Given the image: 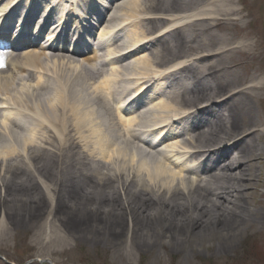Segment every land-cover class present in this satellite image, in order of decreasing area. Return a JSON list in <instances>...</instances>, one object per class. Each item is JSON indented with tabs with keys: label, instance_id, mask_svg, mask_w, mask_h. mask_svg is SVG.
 Listing matches in <instances>:
<instances>
[{
	"label": "bare ground",
	"instance_id": "6f19581e",
	"mask_svg": "<svg viewBox=\"0 0 264 264\" xmlns=\"http://www.w3.org/2000/svg\"><path fill=\"white\" fill-rule=\"evenodd\" d=\"M140 1L128 0L120 11L119 31L133 29L128 42H120L115 28H103L101 39L111 42L115 34L118 46L113 50L107 45L108 67L99 81L84 62L78 65L65 56L58 59L29 50L0 73V91L17 89L13 99L19 107L27 108V98L49 104L41 124L19 129L22 125L9 101H0V199L4 197L0 237L15 226L36 224L33 220L41 211L44 193L57 234H50L42 257L68 249L64 245L72 232L75 239L103 242L110 249L127 238L122 259L130 260L140 251L153 253L156 248L165 252L166 247L188 259L196 252L193 246L204 240H217L216 250L224 252L250 229V223L261 220L260 212L249 205V190L258 186L264 162V145L257 140H264V124L254 119L252 108L264 101V64L260 63L264 40L262 32L249 29L248 21L254 12L247 11V6L239 9L234 0H143L141 15L137 12ZM229 27H235L232 37L227 34ZM148 47L154 49L150 55ZM128 55L131 62L125 59ZM51 64L52 72L66 81L77 74L63 118L58 117L62 109L56 88L47 90L43 74L31 75L50 70ZM120 68L133 73L122 76ZM8 73L20 77L17 85L21 87L5 77ZM137 75L136 81L123 79ZM151 81H157L154 92L164 82L170 93L138 117L132 112L134 103L127 102V91L132 89L128 86L139 84L138 100L154 96L139 90ZM106 92L118 99L114 115L103 106L110 98ZM75 100L78 105L94 106L98 115L84 111ZM56 113V121L51 122L48 116ZM102 122L108 125L109 138L102 135ZM184 124H189L190 131L179 141L172 132L183 138L179 127ZM155 129L163 131L159 138H164L163 153L141 141L140 134ZM13 140L21 145L22 155L3 144ZM142 146L153 151L145 153ZM22 165L42 192L32 193L27 187L23 195L6 193V182L28 186L27 176L16 175ZM62 208L66 216L58 213ZM46 223L50 228L51 221ZM81 229L85 236L78 237ZM49 232L46 228V238Z\"/></svg>",
	"mask_w": 264,
	"mask_h": 264
},
{
	"label": "rangeland",
	"instance_id": "374dc122",
	"mask_svg": "<svg viewBox=\"0 0 264 264\" xmlns=\"http://www.w3.org/2000/svg\"><path fill=\"white\" fill-rule=\"evenodd\" d=\"M236 3L240 2L241 5H238V8H244L245 6L247 11H253V16L248 19L250 23L249 29L253 31V29L258 30L262 32L263 40H264V0H234ZM256 6H258V9H255ZM144 9V8H143ZM247 11H245L247 13ZM261 15V18H259ZM227 34L232 37L234 35V29L227 28ZM219 36L221 34H224L222 32L221 34L217 33ZM225 35V34H224ZM253 41V39H251ZM260 63L264 64V58L260 61ZM52 66V64L50 65ZM59 65L56 64L55 68L59 69ZM256 67V65H255ZM52 71V69H51ZM77 77V74L73 75L71 79L66 81V79L59 75V79L61 81V84H54L55 88H60L64 86L59 93L61 95V109L58 112V117H62L65 115L68 111V105L69 102L72 99L71 95V85L74 82V79ZM68 78V76H67ZM18 88L21 86H18L16 83L14 85ZM16 87V88H17ZM72 89V88H71ZM90 90V89H89ZM73 92V91H72ZM23 93V92H22ZM8 96L12 99L14 96H18L17 89H14V91H8ZM24 94V93H23ZM91 94V91H90ZM97 97V94H96ZM262 97L264 99V94H262ZM97 100L95 99V102ZM100 103V100L97 101V103ZM26 105L27 108H22L21 106L18 107L22 108L24 111L28 112L27 114L23 115L24 118L31 119V116L34 112L38 111L40 115H38L39 118H42L43 114L45 115L48 110L49 104L41 103V105L38 102L37 98H27L26 99ZM75 105L80 106L84 111L86 110L93 112L95 115H98L96 108L91 105H88L86 102L82 103L81 105L77 104V100H75ZM107 108L108 112L110 113V109L108 105H103ZM78 107V108H80ZM33 108H38L37 110ZM80 110L82 111V109ZM253 113H254V119H256L258 122L264 124V101L253 104ZM22 112V111H21ZM75 114V113H74ZM73 114V115H74ZM42 115V116H41ZM50 121L55 122L57 119V113L49 115ZM247 117L244 118V122H247ZM94 122V120L92 119ZM94 125V124H93ZM96 125V124H95ZM102 128V135L106 137L109 136V130L108 125H105L103 122L100 124ZM258 142H260L261 145H264V140H261L260 138L257 139ZM14 142V140H13ZM111 143V142H110ZM109 143V144H110ZM17 146H19V149H21V145L17 142ZM260 176L258 180V186H251L252 188L249 190L250 194V201L249 205H251L252 209H257L260 212L261 220L259 223H250L251 226L250 229L247 231L241 232V236L238 237V240L235 241L234 245L226 249L224 252H218L219 250H216L217 247V240L212 239L211 241L204 240L203 242H200L199 244H196V246H193L196 252L193 255H190L188 259L184 258V254L175 250H171L170 248L166 247L165 252H163L160 248H156V250L153 253H147L146 251H140L138 255H132L134 257H129L131 255H128L130 260L128 259H122L121 251L123 250V245L127 244L128 239L122 238V240L119 242L120 244L114 248L109 247L108 244L103 242H95L93 240H84L82 238L75 239L74 236L70 234L69 239L67 242L68 249H62L59 253L57 250L54 251L53 254L48 255L50 259H53L56 263L60 264H264V162H261V168H260ZM16 175L18 177L26 175L29 178V182H27L28 186H23L22 188L16 186L13 182H6V193L10 196L17 195V194H24V191H26L27 187L31 192L34 191H41L40 186L38 183L33 179V176L27 172L25 169V166L22 165L19 170L16 171ZM18 181V180H17ZM19 182V181H18ZM5 190L3 189V192ZM20 192V193H19ZM42 192V191H41ZM5 193V195H6ZM44 193V192H43ZM36 194V193H35ZM3 195V194H2ZM45 196H40V200L42 202L41 211L37 214L36 218L33 221H36L35 225L33 226L28 225L25 227H17L12 228L10 231L7 232V235H2L0 237V255L4 256V258L7 261L14 262L17 264H24L27 262V259L30 258H37L39 255H44L46 253V250H43L44 246L49 245V239L50 234L54 233L56 231L53 217L49 216L51 213V204L47 202L46 200V194ZM3 199H0V204L3 202ZM56 205L52 204V208H55ZM4 208V207H3ZM0 208V214L1 211L4 209ZM66 208H62L58 211L59 214H65ZM66 216V215H64ZM39 217H41L39 219ZM1 218V216H0ZM56 218V217H55ZM39 219V220H38ZM57 219V218H56ZM38 220V221H37ZM51 221L50 228L46 227L45 224L46 221ZM13 223V222H12ZM11 223V226L14 227ZM44 223V224H43ZM45 226V228H43ZM10 227V226H8ZM11 228V227H10ZM50 229V232L47 234V238L45 237V229ZM81 232L77 235L80 237L82 234L85 236V233L83 230H80ZM57 234V231H56ZM55 234V235H56ZM75 234V233H74ZM214 235V234H213ZM40 236V237H39ZM215 238V236H213ZM39 240L41 241L37 242ZM124 254V253H123ZM122 254V255H123ZM154 255H160L161 257L155 258ZM44 259H48L49 257L45 258L42 256H39ZM0 264H4L2 261H0ZM37 264V263H33Z\"/></svg>",
	"mask_w": 264,
	"mask_h": 264
}]
</instances>
